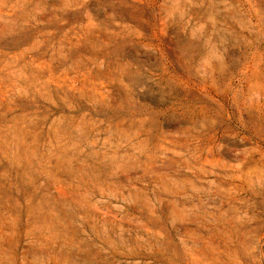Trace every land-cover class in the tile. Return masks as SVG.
<instances>
[{
  "label": "rangeland",
  "instance_id": "1",
  "mask_svg": "<svg viewBox=\"0 0 264 264\" xmlns=\"http://www.w3.org/2000/svg\"><path fill=\"white\" fill-rule=\"evenodd\" d=\"M0 264H264V0H0Z\"/></svg>",
  "mask_w": 264,
  "mask_h": 264
}]
</instances>
